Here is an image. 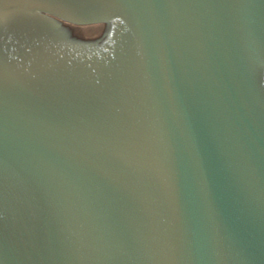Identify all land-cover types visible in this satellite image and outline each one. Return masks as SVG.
I'll return each instance as SVG.
<instances>
[{"label":"water","instance_id":"1","mask_svg":"<svg viewBox=\"0 0 264 264\" xmlns=\"http://www.w3.org/2000/svg\"><path fill=\"white\" fill-rule=\"evenodd\" d=\"M0 264H264V0H0Z\"/></svg>","mask_w":264,"mask_h":264}]
</instances>
